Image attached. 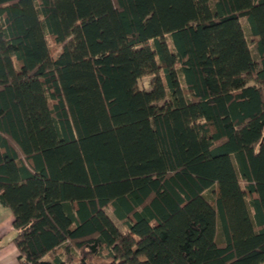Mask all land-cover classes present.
I'll use <instances>...</instances> for the list:
<instances>
[{
	"label": "trees",
	"instance_id": "obj_1",
	"mask_svg": "<svg viewBox=\"0 0 264 264\" xmlns=\"http://www.w3.org/2000/svg\"><path fill=\"white\" fill-rule=\"evenodd\" d=\"M0 202L16 264H264V0H0Z\"/></svg>",
	"mask_w": 264,
	"mask_h": 264
},
{
	"label": "crops",
	"instance_id": "obj_2",
	"mask_svg": "<svg viewBox=\"0 0 264 264\" xmlns=\"http://www.w3.org/2000/svg\"><path fill=\"white\" fill-rule=\"evenodd\" d=\"M13 220L14 214L11 209L0 202V264H16L18 261V249L12 241Z\"/></svg>",
	"mask_w": 264,
	"mask_h": 264
},
{
	"label": "rangeland",
	"instance_id": "obj_3",
	"mask_svg": "<svg viewBox=\"0 0 264 264\" xmlns=\"http://www.w3.org/2000/svg\"><path fill=\"white\" fill-rule=\"evenodd\" d=\"M240 21H241V23H242V25L244 26V29H245V31H246V27H247V25H246V21H245V19H244V18H241ZM246 34H247V31H246ZM247 37L249 38V35H248ZM51 47H52L53 53L56 54V52H57L58 49H59V46H57V45H51ZM251 49H252V53H253L254 58L257 59V54L255 53V48H253V45L251 46ZM149 82H150V76L142 77V78L140 79V81H139V86H140L141 88H147V87H149ZM200 119H201L200 117H196L195 123H196V125H197V128L199 127V126H198V123H199ZM200 134H201V137H202V138H200V142H201L202 148H203V149H206L205 142H204V140H203L204 138H203V135H202L201 130H200ZM106 212H107V214H108L109 216H111V217L114 219V221H115L116 225L118 226V228H119L120 230L123 231V230H124V226L121 224L120 221H118V220L114 217V215H113L112 212H111V208H110V207L106 208ZM216 241H217V243H218L219 245L223 244V240H222V238H221V234H220V227H219L218 224H217V228H216Z\"/></svg>",
	"mask_w": 264,
	"mask_h": 264
}]
</instances>
